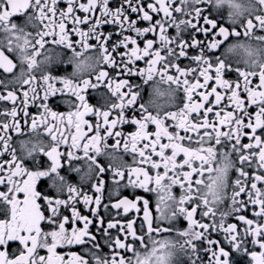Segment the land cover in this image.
I'll list each match as a JSON object with an SVG mask.
<instances>
[{
    "label": "flooded vegetation",
    "instance_id": "obj_1",
    "mask_svg": "<svg viewBox=\"0 0 264 264\" xmlns=\"http://www.w3.org/2000/svg\"><path fill=\"white\" fill-rule=\"evenodd\" d=\"M0 264H264V0H0Z\"/></svg>",
    "mask_w": 264,
    "mask_h": 264
}]
</instances>
